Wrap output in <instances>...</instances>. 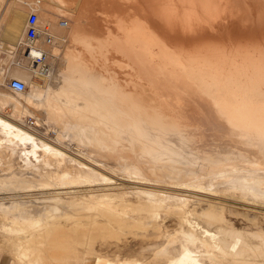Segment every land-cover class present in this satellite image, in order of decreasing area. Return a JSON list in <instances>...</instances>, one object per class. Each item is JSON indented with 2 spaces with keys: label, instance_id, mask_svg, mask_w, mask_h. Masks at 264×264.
Wrapping results in <instances>:
<instances>
[{
  "label": "bare ground",
  "instance_id": "obj_1",
  "mask_svg": "<svg viewBox=\"0 0 264 264\" xmlns=\"http://www.w3.org/2000/svg\"><path fill=\"white\" fill-rule=\"evenodd\" d=\"M42 3L38 6L32 0H0V26L9 15L8 26L13 30L9 41L13 40L12 48L16 51H23L27 6L37 13L38 23L45 25L40 28L65 44L50 50L51 60L55 59L56 64L48 62L43 85L32 82L31 69L17 68L13 75L25 82L26 91L11 94L0 89V166L9 161L1 151L5 146L12 152L18 149L23 167L39 172L38 175L40 168L47 169L53 163L61 166L66 159L76 164L74 169H64L61 174L42 170L39 182L43 188L66 182L87 185L98 178L107 182L105 175L97 171H104L105 167H115L120 176L133 178L121 180L135 186V191L145 197L139 205L147 211L143 212L149 220L165 210L163 204L167 205L166 212L167 208L175 207L173 214L183 239L178 249L174 245L172 250L160 246L161 250L154 249L151 264H264V0H44ZM59 14L68 19L54 25ZM95 21H102L105 26L101 34L93 31ZM98 24L101 23L96 27ZM111 53L120 54L126 62L110 60ZM119 68L126 71H117L121 78L115 72ZM7 108L10 113L5 112ZM28 117L35 119L33 125L38 128L41 117L48 125L53 124L59 130L57 141H53L56 144H49L32 132L27 126ZM65 139L89 147L93 164L76 162L58 149L57 143H64ZM19 181L13 184L18 187ZM92 198L94 201V195ZM100 199L102 202L105 198ZM165 200L168 203L174 200L175 206L168 207L172 203ZM190 203L205 208L196 212L195 208H188ZM72 205L75 206L73 202ZM120 205L122 213H127ZM84 206L88 210L94 207ZM226 210L237 211L235 215L251 213L253 229L245 225L235 227V223L226 219ZM246 216L243 218L250 222ZM111 217L108 216L110 221L114 215ZM123 218L121 221L118 218V222ZM83 224L64 231L61 228L54 231L51 225L42 229L27 224L15 228L2 224L0 233L14 247L13 251L9 248L13 264L48 262L41 254L45 251L43 244L46 246L49 241L55 242L52 249H59L60 256L70 258L64 264H141L135 257L130 258L135 251H130L131 246L124 242L116 245L114 253L117 258L121 257L118 254L125 257L115 259L114 263L96 252L93 243L96 239L102 241L107 233H95L97 228L102 230L101 226L93 230V225ZM114 226L110 227L115 229ZM106 227V232L109 229L112 233ZM179 235H175L177 239ZM103 241L100 249L108 245ZM78 247L85 248V252L80 255L82 248ZM143 248L140 251L146 249ZM87 253L91 256L86 257ZM52 257L48 259L53 260Z\"/></svg>",
  "mask_w": 264,
  "mask_h": 264
},
{
  "label": "rangeland",
  "instance_id": "obj_2",
  "mask_svg": "<svg viewBox=\"0 0 264 264\" xmlns=\"http://www.w3.org/2000/svg\"><path fill=\"white\" fill-rule=\"evenodd\" d=\"M9 1H14L15 0H9ZM38 0H32L33 3H36ZM44 0H39L38 2V6H41L40 4H43ZM25 7V5L23 6ZM29 6L25 7L27 9V12L29 13V10L30 8H28ZM98 8V7H97ZM94 9V8H93ZM13 11V10H12ZM15 12V10H14ZM94 12V10H93ZM95 14V13H94ZM97 15V14H95ZM94 15V16H95ZM28 16V15H27ZM26 16V17H27ZM93 16V17H94ZM10 17H11V12H10ZM98 18V17H97ZM9 15L7 16V21H3L1 23V26H0V77L2 75V78H0V81H1V84H0V89L1 90H6L7 89L5 88V77H4V71H5V68L6 66L9 65V51L11 52H17V57H21L22 56V50L21 51H16L15 48H12L14 43H13V40H11V32H13V30L9 29V26L10 25V21H9ZM68 17L63 15V14H59V16H57V18L54 20L55 23H53L54 25L57 23V24H62L65 22V20H67ZM100 19V18H98ZM25 21H26V18H25ZM105 22V25H106V20H104ZM59 22V23H58ZM96 22V24H95ZM94 22V26L93 28L95 27V29H93V31L95 30V32H100V34L102 32H104V27L103 26L104 24L101 22H97L95 21ZM97 23H101V24H98L99 27H96L97 26ZM40 24V23H39ZM56 24V25H57ZM6 25V26H5ZM43 25V26H41ZM101 25V26H100ZM40 27H44L45 25L44 24H40L39 25ZM109 26L111 27L112 25L109 24ZM107 27V26H106ZM108 27V28H110ZM113 27V26H112ZM110 28L112 29L113 32L115 31L113 30V28ZM97 28H99L97 30ZM104 28V29H103ZM103 29V30H101ZM97 30V31H96ZM24 33V32H23ZM9 35V36H8ZM23 35V34H22ZM9 38H11L9 41ZM63 40L59 39L58 38V42L62 43L63 45H61L60 43H58L57 45L55 44V46H58L60 45V48L64 47V42H61ZM12 44V45H11ZM62 46V47H61ZM112 54V55H111ZM109 55V58L110 60H116L118 62H120V60L123 62L125 61L126 62V59L125 57L122 58V56L120 54H113L111 53ZM114 55L116 57H120V58H115ZM120 55V56H119ZM113 57V58H112ZM58 61V59H57ZM49 62H52L54 65L56 64V60L54 59L53 61V58L51 60V58L49 59ZM124 62V63H125ZM120 64V63H118ZM113 67L114 69H118V66H116L117 68H115V66H111ZM112 68V70H113ZM19 69V68H18ZM21 70H25L26 68H20ZM121 69V68H119ZM17 70L16 67H12L11 70H10V73L13 77H15L13 75V73ZM125 69H121V70H116L115 72L117 71H123ZM3 71V72H2ZM114 71V70H113ZM2 72V73H1ZM126 72V71H124ZM119 74L118 72L116 73V75ZM126 74V73H125ZM120 75V74H119ZM118 76V75H117ZM122 78H124V74L122 73ZM121 78V75L119 76ZM118 77V78H119ZM126 77V76H125ZM119 78V80H120ZM2 79H4L2 81ZM126 79V78H125ZM32 80V79H31ZM57 81V80H56ZM32 82L34 84H37L39 86L43 85L44 83L43 82H38V81H34L32 80ZM121 82H123L121 80ZM11 93V92H10ZM13 94V93H11ZM6 113H10V110L9 108H7L5 110ZM41 119V122H40V126L39 128L35 125H33V123L35 122V119L31 118V117H28L27 118V126L28 127H31V131L34 132L37 136H39L43 141L49 143V144H53L56 142H53L57 139V135L59 133V130L57 128H55L53 126V124H49L46 123V121L44 120L43 117L40 118ZM46 125V126H45ZM38 128L37 129H35ZM41 127V128H40ZM50 127V128H49ZM48 130V131H47ZM39 132V133H38ZM45 135V136H44ZM71 136V134H69V137ZM46 137V138H45ZM68 137V138H69ZM54 138V139H53ZM49 140V141H48ZM66 141L64 143H61V144H58L57 143V148L60 149L63 153H65L66 155H69L70 157H72L74 160L76 159V162H80V163H83L84 165H89V163H92L93 164V154L89 153L90 152V148L89 147H82V146H78V144L76 143L75 140H68V139H65ZM57 141V140H56ZM68 142V143H67ZM64 146H63V145ZM5 146H2L1 148V151L4 153L5 152V155L7 156V158L9 159V161H7V165H4L2 163V165L0 166V184H2V182H5L7 183L6 186L3 187L1 186L0 188V225L2 224H8L10 226H12L13 228L18 227V226H25L26 224L29 225V227H40L42 229H46L47 227H49V225H51L50 227H53L51 228L52 230L55 231V229L58 230V228H61L60 230L61 231H64L66 229H73L74 227H78L79 228V225H82L84 222L86 223L85 226H91L93 225V230H95L96 227H100V229L102 228L106 230H102L99 231V229L97 228V230L95 231V233H107L106 234V237L103 238L105 239V244H108L107 246H105L103 249H100L99 245L100 243H104L103 239L101 241V239H96L95 242L93 243V247L95 248V251L102 254L103 256L105 255L112 263H114L115 259H120L121 257L124 258L125 256H122V255H119L118 256H121V257H115L117 256L116 254L117 253H114V251L116 252V245H122L123 242L125 243V245L129 244L128 246H131V249L130 251H135L133 255L130 254V251H129V254L130 258H133L135 257L136 259L140 260L141 261V264H151V261H154V253L155 251H158V250H161V249H168V250H172V249H178L179 246L178 244H180V242L183 240L182 237H180L181 235H179V231H178V225H177V220L173 214V210H174V206H175V201L174 200H169L170 203H168V200H165L164 202L167 203V204H171V205H168V207H171L172 206L174 208L170 209V208H167V212H166V207L167 205L166 204H163V207L165 208V210H161L159 211L157 214V216L153 217L152 219L154 220H149L151 218H149L146 214V210H143V208L141 209L140 207V203H143L145 201V197H143V195H139L138 190L135 191V186H132V185H129L127 184L126 182H123V178H125V180L129 179V180H133V178L131 177H123V175L121 174L120 176V171L119 169L115 168V167H110L109 169L108 168H104L105 170L104 171H99L97 170L98 172H100L101 175H105L104 178H107L108 181L104 182V180L100 181V179L102 178H98L96 181H91L93 183H82V184H74L72 185L70 182H66L65 185L62 184V185H59V186H50V188H43L41 187L40 183V178L41 176L43 175L44 172H42V170L46 171H58L59 173L61 172H64L65 170H72L74 169V166L76 165L75 163L73 164V162L69 161L66 159V163L64 162V164L62 163L61 166H57L55 163L52 164L51 167H48L47 169H44V168H40L39 171L41 174L38 175L39 172L36 173V171H32V170H28L27 168L23 167L24 164L23 162L21 161L22 157H19L20 154H19V150H15L14 152H12L11 150H8V149H4ZM8 150V151H6ZM87 150V151H86ZM89 150V151H88ZM10 151V152H9ZM75 155V156H74ZM21 158V159H20ZM101 163V162H100ZM123 163V161L121 162ZM66 166V167H64ZM71 166V168H70ZM66 168H69V169H66ZM91 168L93 169V166H91ZM112 168V169H111ZM65 169V170H64ZM112 170V171H111ZM113 172V173H111ZM60 173V174H61ZM119 174V175H118ZM122 179V180H121ZM20 180V181H19ZM17 181L21 182V185L16 187V185H14ZM37 181V182H36ZM14 182V184H13ZM24 184V185H23ZM76 186V187H75ZM133 187V188H132ZM123 188V189H122ZM212 189H214V187L212 186L211 187ZM130 190V191H129ZM92 191V192H90ZM19 192V193H18ZM71 192H75L74 194H69ZM80 192V193H79ZM83 192V193H82ZM86 192L88 194H86ZM54 193V194H53ZM68 193V194H67ZM78 193V194H77ZM90 193V195H89ZM92 193V194H91ZM40 194V195H39ZM49 194V195H47ZM99 194V195H98ZM137 194V195H136ZM174 194H178V193H175ZM71 195V196H70ZM77 195V196H76ZM79 195V196H78ZM82 195V196H81ZM93 195H94V201L92 200L93 198ZM102 196V199H104L102 202L100 201L101 199V196ZM24 196V197H23ZM84 196H85V199L84 200ZM89 196L90 198L88 199ZM104 196H107V197H104ZM111 196L112 198L110 199ZM142 198H141V197ZM174 196V195H173ZM109 197V198H108ZM13 198V199H12ZM45 198V199H44ZM79 198V199H78ZM82 198V200L80 201V199ZM107 198V200H106ZM120 198V199H119ZM175 198H178V197H175ZM72 199V200H71ZM74 199V200H73ZM17 200V201H16ZM79 200V201H78ZM84 200V201H83ZM92 204H91V202ZM96 200V201H95ZM100 202H99V201ZM106 200V201H105ZM110 200V201H108ZM122 200V201H121ZM67 201V202H66ZM85 203H83V202ZM105 201L106 205H104L105 203H103ZM113 201V204H111ZM124 201V202H123ZM141 201V202H140ZM72 202L75 206L72 205ZM76 202V203H75ZM81 202V203H80ZM135 202V203H134ZM163 202V203H164ZM67 203V204H66ZM77 203H79L77 205ZM87 204L89 208L93 207L92 209H89L86 208V206L84 205H80V204ZM94 203V204H93ZM100 203V206H98ZM110 203V204H109ZM118 203V205H117ZM122 203V206L123 204L127 203L126 205L123 206V212L125 211V209H127L129 211L126 210L125 212L127 213H122V208L120 209L119 207H121V204ZM18 204V205H17ZM70 204V205H68ZM97 204V205H96ZM109 204V205H107ZM96 205V206H95ZM111 205H112V209H111ZM116 205V206H115ZM166 205V206H165ZM193 205V204H192ZM191 203L188 205L189 207L188 208H195L196 209V212H200L202 209L205 208V206H197V205H193L192 206ZM80 206H83V207H80ZM101 206H102V210L101 209ZM106 206H110V207H106ZM126 206V207H125ZM130 206V208H129ZM138 206V207H136ZM96 207V208H95ZM98 207H100L98 209ZM106 207V208H104ZM116 207V208H115ZM125 207V208H124ZM128 207V208H127ZM32 208V209H31ZM48 208V209H47ZM81 208V209H80ZM85 208H86V211H85ZM119 210H118V209ZM133 208V209H132ZM34 209V210H33ZM75 209V210H74ZM84 209V211H83ZM96 209H98L97 211H95ZM111 209V210H110ZM116 209V210H115ZM136 209V210H135ZM169 209V210H168ZM78 210V211H77ZM91 210V211H90ZM108 210L110 212H108ZM118 212H115L117 211ZM2 211V212H1ZM5 213H4V212ZM28 211V213H27ZM30 211H32V213H30ZM93 211V212H92ZM105 211H107L105 213ZM120 211V213H119ZM143 211H146V212H143ZM163 211V212H162ZM16 212V213H15ZM34 212V214H33ZM40 212V213H39ZM76 212V213H75ZM84 212V214H83ZM91 214H89V213ZM97 212V213H95ZM142 212V213H141ZM237 212L235 210L232 211V213L229 211V210H226L224 212V215L226 217V219L231 222H233L232 224L235 223V227H242L243 225L245 226H249L250 228L252 227L253 229V222L251 221L252 220V214L251 213H246L245 214H241V215H235L234 213ZM101 213V214H100ZM103 213V214H102ZM105 213V214H104ZM120 215H118V214ZM160 213V214H159ZM162 213V214H161ZM240 213V212H239ZM51 214V215H49ZM80 214V215H79ZM129 214V215H127ZM138 214V215H137ZM2 215V216H1ZM5 215V216H4ZM35 215V216H34ZM78 215V216H77ZM83 215V216H81ZM94 215V216H93ZM96 215H98L96 217ZM114 215L113 217V220H116L117 223L118 222V218H119V221H121L120 219L122 217L123 220L122 222L124 223H119L117 224L116 221L114 222L113 220L110 221V219L112 218L111 216ZM118 218H116V216ZM137 215V216H136ZM144 215V216H143ZM146 215V216H145ZM228 215V216H227ZM248 217L247 219L251 222H247L245 220V218H243L244 216ZM49 216V217H48ZM85 216V217H84ZM94 218H93V217ZM100 216V217H99ZM105 216V217H104ZM107 216V217H106ZM108 216H110L111 218H108ZM141 216V218H140ZM160 216V217H158ZM237 216V217H236ZM4 219H3V218ZM36 217V218H35ZM39 219H38V218ZM68 217V218H67ZM79 217V218H78ZM84 217V218H82ZM91 217V218H90ZM129 217V218H128ZM138 217V218H137ZM171 217V218H170ZM173 217V218H172ZM190 217V216H189ZM236 217V218H234ZM8 218V219H7ZM11 218V219H10ZM28 218V220H27ZM32 218V219H31ZM70 218V219H69ZM87 218V219H86ZM93 218V219H92ZM98 218V220H97ZM132 218V219H131ZM31 221H30V220ZM67 219V220H66ZM77 219V220H76ZM83 220L82 222L80 220ZM141 219V220H140ZM147 221H146V220ZM36 220V221H34ZM38 220V221H37ZM87 220V221H86ZM90 220V221H89ZM102 222H101V221ZM130 220V221H128ZM133 222H132V221ZM137 220V221H136ZM176 220V221H175ZM94 222V223H88V222ZM96 221V222H95ZM99 223H98V222ZM107 221V222H106ZM113 221V222H112ZM127 221V222H126ZM136 223H135V222ZM142 223H141V222ZM153 221V223H152ZM5 222V223H4ZM16 222V223H15ZM80 224H78V223ZM109 222V223H108ZM132 222V224H131ZM139 222V223H137ZM146 224H145V223ZM155 222V223H154ZM167 222V223H166ZM12 223V224H11ZM31 223V224H30ZM35 223V224H34ZM102 223V225H100ZM108 223V224H106ZM141 223V224H140ZM237 223V225H236ZM242 223V224H241ZM48 224V225H47ZM77 224V225H76ZM112 224V225H111ZM126 224V225H125ZM157 224V225H156ZM240 224V225H239ZM76 225V226H74ZM84 225V224H83ZM98 225V226H97ZM107 226H109L110 230L112 231V233L109 231L108 229V232L107 231ZM114 226L115 229H113L112 227ZM123 225V226H122ZM125 225V226H124ZM156 225V226H155ZM168 225V226H167ZM252 225V226H251ZM62 226V227H61ZM71 226V227H70ZM85 226H83L82 228H84ZM112 226V227H110ZM119 226V228L117 227ZM127 226V227H126ZM129 226V227H128ZM136 226V227H135ZM141 226V227H140ZM149 226V227H148ZM159 229H158V227ZM73 227V228H72ZM76 227V228H77ZM95 227V228H94ZM104 227V228H103ZM123 227V228H122ZM152 227V228H150ZM177 227V228H176ZM244 227V226H243ZM75 228V229H76ZM117 228V229H116ZM122 228V229H121ZM138 228V229H137ZM154 228V229H153ZM173 228V229H172ZM120 229V230H118ZM161 229V230H160ZM56 230V231H57ZM113 230L115 232H113ZM125 230V231H124ZM158 230V231H156ZM173 230V231H172ZM105 231V232H104ZM119 231V232H117ZM131 231V232H130ZM141 231V232H140ZM160 231V232H159ZM94 232V231H93ZM124 232V234H123ZM130 232V233H129ZM178 232V235H179V239H177L176 236H178L176 233ZM99 233V234H100ZM110 233V234H109ZM127 233V234H126ZM175 233V234H174ZM110 236H109V235ZM115 234V235H114ZM123 234V235H122ZM168 234V235H167ZM171 234V235H170ZM118 235V236H117ZM130 235V236H129ZM133 235V236H132ZM174 235V236H173ZM176 235V236H175ZM4 233H0V251H2L3 253H5L8 258H9V261H10V264H13V258H12V252L10 249H12V251L14 250V247L11 246V243L8 244V241L5 239L4 237ZM108 236V237H107ZM127 236V237H126ZM159 236V237H158ZM168 236V237H167ZM172 236V237H171ZM117 237H123L122 239L121 238H118L116 239ZM138 237V238H137ZM163 237V238H162ZM167 237V239L165 238ZM176 237V238H175ZM3 238V239H2ZM109 238V239H108ZM134 238V239H133ZM141 238V239H140ZM170 238V239H169ZM172 238V239H171ZM175 238V239H174ZM115 239H116V244H115ZM50 240H53L50 239ZM60 240V239H59ZM123 240V241H121ZM142 240V241H141ZM146 240V241H145ZM169 240V241H168ZM173 240V241H172ZM177 240V241H176ZM151 241V242H150ZM168 241V242H167ZM174 241H175V244H174ZM180 241V242H179ZM6 242V243H5ZM54 241H49V243L46 244V246H44L45 244H43V247L45 249L44 254H41L42 255V258L44 259V261H48V262H44L45 263H49V264H54L53 262H57L55 264H58L60 262H62L61 264H64L65 260L68 258V257H65V259L60 256L59 254L61 253L59 249L56 250L55 249H52L55 245V242L53 244ZM167 242V243H166ZM177 242V244H176ZM179 242V243H178ZM119 243V244H117ZM173 243V244H172ZM4 244V245H3ZM167 244V245H166ZM169 244V245H168ZM49 248H48V246ZM113 245V246H112ZM124 245V244H123ZM150 245V246H149ZM153 245V246H151ZM163 245V246H162ZM165 245V246H164ZM174 245V246H173ZM2 246V247H1ZM7 246V247H6ZM144 247L146 248L145 250H142L140 251L139 248ZM147 246V247H146ZM160 246V248L157 247ZM162 246V247H161ZM170 246V247H169ZM174 248H173V247ZM108 247V248H106ZM111 247V248H109ZM149 247V248H148ZM2 248V249H1ZM46 248H48L47 250H49L51 248V250H49V252L46 250ZM82 248V249H81ZM143 248V249H144ZM147 248L149 250H147ZM5 249H8L10 251L7 252V250ZM81 249V250H79ZM105 249V250H104ZM114 249V250H113ZM153 249V250H152ZM155 249V251H154ZM78 250L81 252V254H83V251L85 250V248L83 247H78ZM109 250V251H108ZM52 251V252H51ZM85 252V251H84ZM128 252V251H126ZM58 254V255H57ZM90 253H87L85 256L88 257V256H91V254L89 255ZM112 254V255H111ZM115 254V255H114ZM120 254H123L124 253L120 252ZM142 254V255H141ZM88 255V256H87ZM152 255V256H151ZM48 256L50 257H53L51 259L53 260H49L48 259ZM138 256V257H137ZM60 257H62L60 259ZM114 257V258H113ZM152 257V258H151ZM12 258V259H11ZM56 258V260H55ZM83 258V257H81ZM121 258V259H122ZM134 258V259H135ZM70 258H68L69 260ZM72 259V258H71ZM113 259V260H112ZM144 260V261H143ZM12 261V262H11ZM50 261V262H49ZM52 261V262H51ZM64 261V262H63ZM70 261V260H69ZM68 263V262H67ZM65 263V264H67ZM43 264V262H42Z\"/></svg>",
  "mask_w": 264,
  "mask_h": 264
},
{
  "label": "built area",
  "instance_id": "obj_3",
  "mask_svg": "<svg viewBox=\"0 0 264 264\" xmlns=\"http://www.w3.org/2000/svg\"><path fill=\"white\" fill-rule=\"evenodd\" d=\"M57 41L58 38L40 28L37 13L30 9L21 42L22 56L17 57V52L14 51L8 53L10 59L4 71L5 88L13 94L23 93L27 89L24 81L11 75L12 67L31 69L33 71L31 79L44 82L43 78L48 73V62L51 58L50 50L58 44Z\"/></svg>",
  "mask_w": 264,
  "mask_h": 264
},
{
  "label": "crops",
  "instance_id": "obj_4",
  "mask_svg": "<svg viewBox=\"0 0 264 264\" xmlns=\"http://www.w3.org/2000/svg\"><path fill=\"white\" fill-rule=\"evenodd\" d=\"M0 264H10L8 256L0 251Z\"/></svg>",
  "mask_w": 264,
  "mask_h": 264
}]
</instances>
